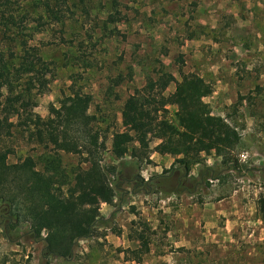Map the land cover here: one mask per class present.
Listing matches in <instances>:
<instances>
[{
    "label": "rangeland",
    "instance_id": "1",
    "mask_svg": "<svg viewBox=\"0 0 264 264\" xmlns=\"http://www.w3.org/2000/svg\"><path fill=\"white\" fill-rule=\"evenodd\" d=\"M22 6L29 19L21 38L47 69L34 112L47 118L49 107L70 93L88 94V113L104 142L100 165L115 175L121 164L138 161L145 181L172 178L162 185L166 192L134 191L122 183L113 205H97L104 218L114 213L109 226L120 235L100 229L104 237L78 242L67 261L44 257L45 244L32 239L28 223L12 230L1 217L0 264H264V0H65L59 22L32 2ZM0 56L9 70L17 67V37L0 40ZM188 73L212 85L213 93L202 99L212 115L237 127L236 169L211 152L199 154L187 176L177 173L171 170L176 157L158 151L161 141L153 137L145 158L113 159L112 134L133 132L121 116L127 98L139 91L156 102ZM175 112L166 106L159 115L178 127ZM10 122L8 162L31 157L42 171L54 150L28 143L15 126L18 119ZM55 156L67 182L74 169L88 166L85 153ZM141 229L148 250L140 263L127 261L138 247L131 237Z\"/></svg>",
    "mask_w": 264,
    "mask_h": 264
},
{
    "label": "trees",
    "instance_id": "2",
    "mask_svg": "<svg viewBox=\"0 0 264 264\" xmlns=\"http://www.w3.org/2000/svg\"><path fill=\"white\" fill-rule=\"evenodd\" d=\"M64 1L0 0V40L17 37L22 50L14 70H9L0 56V220L7 218L12 230L28 223L32 239L45 244L44 257L67 261L73 257L78 242L104 237L99 233L100 229L112 231L109 224L114 213L104 218L97 205L99 202L113 205L117 194L123 191L122 183L132 185L134 191L145 188L147 193L166 192L161 189L162 185L170 182L172 176L160 175L145 181L138 172L137 161L121 164L113 174L114 182L111 181L109 175L112 173L109 174L98 160L104 142L94 129V116L88 113L92 103L88 94L70 93L60 100L58 107H49L47 118L34 112L35 97L48 84L47 69L36 50L21 38L24 22L29 19L22 3L38 5L50 21L59 22ZM23 78V84L16 87ZM180 78L174 91L167 96L158 95L156 102L149 98L150 94L139 91L127 98L121 116L133 132L112 134L110 153L113 159L145 158L153 137L161 141L158 151L176 157L172 171L187 176L190 166L197 163L196 157L211 152L234 171L237 160L233 151L241 140L237 127L212 115L209 106L202 101L213 93L210 83L194 73L181 74ZM166 106L176 107L178 127L159 115ZM11 117L18 119L15 126L28 143L51 148L55 154L59 151L85 153L88 166L74 169L72 180L67 182L55 154L45 159L42 171L36 168L31 157L9 163L11 150L5 140L12 136ZM154 180L155 184L150 186ZM112 232L120 235V231ZM144 233L141 229L131 237L138 247L127 254V261L141 262L142 255L148 250Z\"/></svg>",
    "mask_w": 264,
    "mask_h": 264
},
{
    "label": "crops",
    "instance_id": "3",
    "mask_svg": "<svg viewBox=\"0 0 264 264\" xmlns=\"http://www.w3.org/2000/svg\"><path fill=\"white\" fill-rule=\"evenodd\" d=\"M186 221H189L188 219Z\"/></svg>",
    "mask_w": 264,
    "mask_h": 264
},
{
    "label": "flooded vegetation",
    "instance_id": "4",
    "mask_svg": "<svg viewBox=\"0 0 264 264\" xmlns=\"http://www.w3.org/2000/svg\"><path fill=\"white\" fill-rule=\"evenodd\" d=\"M179 183H180V180H179Z\"/></svg>",
    "mask_w": 264,
    "mask_h": 264
}]
</instances>
